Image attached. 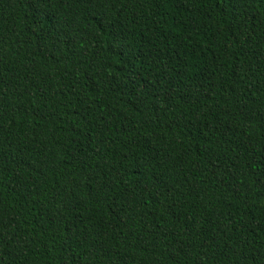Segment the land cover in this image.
Segmentation results:
<instances>
[{
	"label": "trees",
	"instance_id": "1",
	"mask_svg": "<svg viewBox=\"0 0 264 264\" xmlns=\"http://www.w3.org/2000/svg\"><path fill=\"white\" fill-rule=\"evenodd\" d=\"M0 264H264V0H0Z\"/></svg>",
	"mask_w": 264,
	"mask_h": 264
}]
</instances>
